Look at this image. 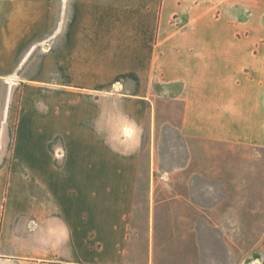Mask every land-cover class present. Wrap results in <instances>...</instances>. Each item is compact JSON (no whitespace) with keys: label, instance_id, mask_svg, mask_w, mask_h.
Masks as SVG:
<instances>
[{"label":"crops","instance_id":"1","mask_svg":"<svg viewBox=\"0 0 264 264\" xmlns=\"http://www.w3.org/2000/svg\"><path fill=\"white\" fill-rule=\"evenodd\" d=\"M232 156L264 169V0H0V264H133L143 198L187 253Z\"/></svg>","mask_w":264,"mask_h":264},{"label":"rangeland","instance_id":"2","mask_svg":"<svg viewBox=\"0 0 264 264\" xmlns=\"http://www.w3.org/2000/svg\"><path fill=\"white\" fill-rule=\"evenodd\" d=\"M126 135L122 134L123 137ZM158 135L161 143V156H158L160 165L168 168L185 164L183 134ZM147 140L144 142L145 163L149 162ZM210 160L212 165L218 163L216 158ZM226 160L227 169L220 173L211 172L208 184H195L194 212L208 213L210 218L194 221L187 253L175 251L176 246L185 245V240L176 241L172 236L176 224L169 218L172 212L169 202H162L151 216L148 201L144 198L141 200L144 205L133 226L140 232V237L134 239L135 244L143 246V251L140 249L133 253V264H255L253 262L257 258L264 259V237L253 235V232L264 229V204L256 203L264 202V169L251 171V162L248 161L245 162L248 167L246 171L239 172L237 156ZM171 191L165 185L161 189L162 199H167ZM179 212L181 210L178 208ZM152 245L155 246V253L148 250ZM255 250L257 254H253Z\"/></svg>","mask_w":264,"mask_h":264}]
</instances>
